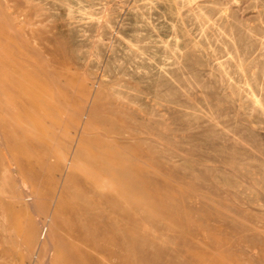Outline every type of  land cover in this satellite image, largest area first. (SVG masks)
<instances>
[{
    "label": "rangeland",
    "instance_id": "rangeland-1",
    "mask_svg": "<svg viewBox=\"0 0 264 264\" xmlns=\"http://www.w3.org/2000/svg\"><path fill=\"white\" fill-rule=\"evenodd\" d=\"M86 221L123 264H264V0H0V264H118Z\"/></svg>",
    "mask_w": 264,
    "mask_h": 264
},
{
    "label": "bare ground",
    "instance_id": "bare-ground-1",
    "mask_svg": "<svg viewBox=\"0 0 264 264\" xmlns=\"http://www.w3.org/2000/svg\"><path fill=\"white\" fill-rule=\"evenodd\" d=\"M89 158V157H88ZM90 159V158H89ZM90 161V160H89ZM129 169V168H128ZM106 171H107V169H105ZM109 171V170H108ZM107 171V173H109ZM114 171L116 172L115 173V175H117L118 177H119V179H120V181L123 179L124 181H125V179L124 178H126L127 179V173H126V171L125 170H121V172H118V170L117 169H114ZM128 172V171H127ZM90 173V172H89ZM104 174V173H103ZM130 174V173H129ZM129 176V175H128ZM131 178V177H130ZM118 179V180H119ZM129 179V178H128ZM131 179H134V178H131ZM123 180H122V183H123ZM135 182H133V186L135 185L134 184ZM127 185V184H126ZM131 185V186H132ZM120 187H123V186H121V185H119ZM128 186V185H127ZM126 186V187H127ZM130 186V185H129ZM135 187H137V186H135ZM141 187L142 186H140V187H137V188H139V191H142V189H141ZM130 187H127V188H125V189H129ZM131 188H133V187H131ZM136 188V190H138ZM120 189V188H119ZM125 189H123V190H125ZM122 190V188L119 190V191H116L115 190V193L117 194V196H118V200L120 201V199L121 198H123V192L121 191ZM134 190V189H133ZM127 193H128V191H126ZM137 192V191H136ZM133 194V193H132ZM135 194V193H134ZM133 194V195H134ZM129 195H130V193H129ZM128 195V196H129ZM144 195V194H143ZM126 196V195H125ZM110 207L112 206V207H114L115 208V206H113L112 204H109V203H107ZM107 205V206H108ZM120 212V211H119ZM90 219V218H89ZM134 221V220H133ZM88 224V225H87ZM81 225V227H79V228H69V230H67L68 231V233L71 235H74V240L75 241H77V242H80L81 244H83V246L84 247H86V248H88V250H90V247L92 248V249H94V250H97V251H100L101 253H105L106 254V256H110V257H112V258H115L116 260H117V263L118 264H123L124 262L122 261V257H123V254H122V251H123V249H124V247H125V242L122 240V239H118V240H115V243H112L111 242V240H110V238H107L106 237V241L107 242H105V243H101V242H96V240H95V236L96 237H98V236H101V237H103V236H107L106 234V231L108 230L109 231V229H108V227L110 228V229H112V226H116V224H115V222H108V224H107V226H103L101 229H96V230H94V232H90V231H92V230H90V221L88 222V221H86V225H84V227L82 226V223L80 224ZM64 227V226H63ZM63 244L64 245H66V246H68L69 247V249H72L73 251H74V254H69L68 256L66 255V261L69 263V264H72L73 262L75 263V261L77 260V258L80 260V261H83L84 259H85V256L86 257H89L90 255H89V252L87 253L83 248H76V246H74V245H71V244H69V243H67V242H63ZM87 250V251H88Z\"/></svg>",
    "mask_w": 264,
    "mask_h": 264
}]
</instances>
